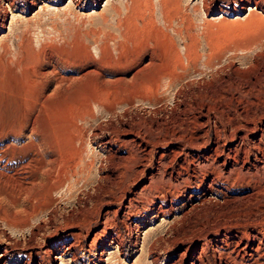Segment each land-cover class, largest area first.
<instances>
[{
    "label": "rangeland",
    "instance_id": "1",
    "mask_svg": "<svg viewBox=\"0 0 264 264\" xmlns=\"http://www.w3.org/2000/svg\"><path fill=\"white\" fill-rule=\"evenodd\" d=\"M262 110L264 0H0V264H191L197 235L262 213L264 167L225 156ZM24 145L55 158L25 193Z\"/></svg>",
    "mask_w": 264,
    "mask_h": 264
},
{
    "label": "bare ground",
    "instance_id": "2",
    "mask_svg": "<svg viewBox=\"0 0 264 264\" xmlns=\"http://www.w3.org/2000/svg\"><path fill=\"white\" fill-rule=\"evenodd\" d=\"M32 2L35 3L36 0H32ZM248 8L252 9L251 6ZM167 21L169 23H171L170 18H168ZM251 113H253V112H251ZM256 114H258V112ZM242 115L245 119L238 120V121H236L235 124L233 122V124H231L232 129L241 128L247 132H255V133L259 134V139L257 141L255 139V141H253V143H251V145L250 144L247 145L245 142V139L247 138V134L240 135V136L238 135V140L236 141L234 139L235 141H233V143H232L233 145L229 147V150L225 153V156H226L227 160H232L233 164L238 163L239 160H241L242 163L244 162V164L248 163L249 164L248 168L249 169L254 168L255 171L252 170L253 171L252 173L254 175L258 176L260 174V168L264 167V138H263V136H264V125L259 129V124H258V121L264 120V110H262V112L259 113V117L257 115V118L253 117L254 114L252 115L249 113L248 114L245 113ZM15 126L18 128L17 125H15ZM21 126H23V125H21ZM128 127L124 128V130L123 129L122 130L124 132H129V131L134 132L136 134V137L141 136L138 133L139 131L138 132L135 131L133 129V127H131V126H128ZM19 129L20 128H18L16 131L18 132ZM21 129H23V128H21ZM30 130H31L30 132H32V133L36 132V131L34 132V130H36V129L33 125L30 126ZM221 131H223V132H221ZM221 131L217 130L215 132L216 136L214 137V142L216 144L215 145V151H217V152L220 151L219 149H220L221 141H226V140L235 138L233 136L236 135V134H233V132H231L232 131L231 129L227 130L226 126H223V129H221ZM17 134H19V133H17ZM110 138L111 137L109 136V138H106L107 140L105 139V140H103V142L105 144H107L109 142ZM131 140L135 141L136 138H132ZM143 140L144 139H141L140 141L144 142L145 144L148 143L147 141H143ZM37 143L39 144V142H37ZM28 146L29 145H24L23 147H21V149H18L16 152V155L14 153H13L14 154L13 156L9 155L11 157L10 160H13L12 164L14 165L15 172H16V170L17 171L20 170L19 172H21V176L17 179V181H15V183H17L15 185H17V188L20 192H24V193L27 192V190L30 187L29 186L30 184H33L35 181H37L40 178L38 173H40V175L45 174L47 171V167H49V163L55 160L54 156H52V155L50 157L48 156L49 158L46 156V152H48V150L39 149L38 147L37 148L33 147L34 148L33 151L30 152L28 149ZM82 148L81 147L78 148V157H77V161H75L78 164L74 165V163H73V167L74 166L78 167L79 163H81L82 153H83ZM250 157L254 158L252 160V162L249 161ZM1 159L2 158L0 156V160ZM259 163H263V165H260ZM47 164H48V166H47ZM5 165L6 164H4V166ZM81 166L83 167V165H81ZM9 167H10V165H9ZM48 171H49V169H48ZM2 173H3V171H2ZM244 174L245 173L237 171L236 176H234V178H233L232 182H230V184L235 185L236 183L240 182L241 185L248 186L250 184V182L245 181L246 176ZM10 175H13V174H10ZM221 176L222 175L220 173H217V174L215 173V177L221 179L222 183L227 185L228 177L227 176L221 177ZM7 177H9V175H7ZM255 179H256V177H255ZM255 186H256V184H255ZM251 189L254 190V187H251ZM257 191H258V189L256 191H254V193H253V191H250V192L248 191L244 195V197H247V199L249 201H251L256 197ZM254 195H255V197H254ZM136 199L137 198H135V197H130L128 199V204L125 206L126 210L123 211V214L128 211V208H130L134 204L133 201ZM248 204H247V206H248ZM261 204H262L261 205L262 207L260 210L262 213L256 218H251V214H252L254 208L248 206V208H250L248 210L246 209L247 210L246 212L248 214V218L244 219L243 221L240 220V221H230V222H219L215 226H210L209 229H206L207 231H206L205 235H203L202 233H201L202 235H200V234L197 235L195 245L198 244L197 242H200V250H198V253L195 254L196 256L191 261V264H214V263H216V264H264V202H262ZM136 206H135V208H136ZM147 208H149V207H144V208L142 207V209H143L142 210L140 207L137 206L136 211H137V209L139 212L146 211ZM258 208H260V207H258ZM150 209L155 210L156 215H158L160 213L165 214L166 212H169V210H171L173 208L171 206L168 207L167 204L162 199V201L160 202V204L158 206H153ZM182 214H186V213L183 212ZM108 227L115 229L116 227H119V224L116 221L109 222V223L107 222L106 228H108ZM115 233H116L115 235L111 236L110 242H116V244L118 246H120L123 243V235L119 231L118 232L116 231ZM75 244L76 243L71 240L67 243L60 244L59 246L55 245V248L53 247L52 249L51 248L48 249V252L50 253V255L54 253L53 256H55L57 258V257H59V254H60L58 252V250L60 251V249L62 247H64L62 252L66 253V252H68L67 250H70ZM195 245H186L184 248V252H187V251L189 252L190 250H197ZM69 247H70V249H69ZM208 248H210L209 254L207 253ZM101 251H105V248H102ZM56 252H58L59 254H57ZM71 254H72V257L75 258V254L74 253H71Z\"/></svg>",
    "mask_w": 264,
    "mask_h": 264
}]
</instances>
